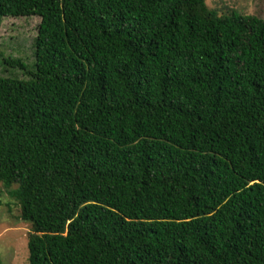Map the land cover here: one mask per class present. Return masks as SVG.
Listing matches in <instances>:
<instances>
[{"label": "trees", "instance_id": "1", "mask_svg": "<svg viewBox=\"0 0 264 264\" xmlns=\"http://www.w3.org/2000/svg\"><path fill=\"white\" fill-rule=\"evenodd\" d=\"M0 183L29 264H264V19L207 0H0ZM1 193V192H0Z\"/></svg>", "mask_w": 264, "mask_h": 264}, {"label": "rangeland", "instance_id": "2", "mask_svg": "<svg viewBox=\"0 0 264 264\" xmlns=\"http://www.w3.org/2000/svg\"><path fill=\"white\" fill-rule=\"evenodd\" d=\"M219 14L233 12L264 19V0H207ZM40 17L5 18L0 25V76L23 78L24 71L5 58H21L33 65V43L38 35ZM0 264H29L28 238L31 225L21 220V209L0 183Z\"/></svg>", "mask_w": 264, "mask_h": 264}]
</instances>
